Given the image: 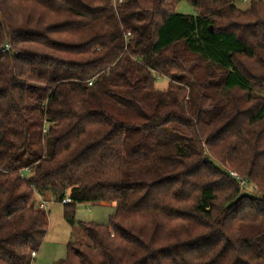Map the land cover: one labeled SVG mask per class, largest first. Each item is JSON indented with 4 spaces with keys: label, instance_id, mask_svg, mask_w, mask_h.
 Masks as SVG:
<instances>
[{
    "label": "trees",
    "instance_id": "1",
    "mask_svg": "<svg viewBox=\"0 0 264 264\" xmlns=\"http://www.w3.org/2000/svg\"><path fill=\"white\" fill-rule=\"evenodd\" d=\"M239 1L0 0V264L41 247L36 194L114 206L52 264H264V0Z\"/></svg>",
    "mask_w": 264,
    "mask_h": 264
},
{
    "label": "rangeland",
    "instance_id": "2",
    "mask_svg": "<svg viewBox=\"0 0 264 264\" xmlns=\"http://www.w3.org/2000/svg\"><path fill=\"white\" fill-rule=\"evenodd\" d=\"M250 0H241L237 3L239 8L245 9L249 6ZM113 2V0H112ZM176 12L184 14H193L194 10L189 2L180 1L175 8ZM168 80L164 76H160L155 81V86L158 89H165ZM2 174L0 173V179ZM243 192L256 193L257 189L252 183H248L243 189ZM55 202L52 209L48 211V231L39 250L33 256L32 264H52L60 260L66 255V245L68 242L79 238H84L83 229L80 224L82 222L96 221L106 223L108 217L114 212L112 203H81L76 207L75 221L67 222L61 213V203ZM92 210V212H91Z\"/></svg>",
    "mask_w": 264,
    "mask_h": 264
},
{
    "label": "built area",
    "instance_id": "3",
    "mask_svg": "<svg viewBox=\"0 0 264 264\" xmlns=\"http://www.w3.org/2000/svg\"><path fill=\"white\" fill-rule=\"evenodd\" d=\"M123 0H113V3L116 5V4H119L121 3ZM91 84V82H89ZM25 172L28 171V169H24ZM230 174L239 182L241 188H245L246 186H248V182L241 178L235 171H230ZM25 174H23L24 176ZM37 198H38V203L41 207H44L46 208V205H47V201L40 195L36 194ZM70 201V197L68 195H66L63 199H62V203H65V202H69ZM35 255V252H32V256Z\"/></svg>",
    "mask_w": 264,
    "mask_h": 264
},
{
    "label": "crops",
    "instance_id": "4",
    "mask_svg": "<svg viewBox=\"0 0 264 264\" xmlns=\"http://www.w3.org/2000/svg\"><path fill=\"white\" fill-rule=\"evenodd\" d=\"M55 204V202H53V201H47V208H48V211H50V209H52V207H53V205ZM81 203H79V204H77V206L78 205H80ZM61 206H62V204H60ZM76 206V207H77ZM91 212H92V210H91ZM61 213H62V216H63V212H62V207H61Z\"/></svg>",
    "mask_w": 264,
    "mask_h": 264
}]
</instances>
